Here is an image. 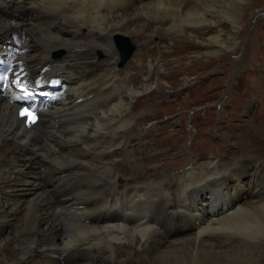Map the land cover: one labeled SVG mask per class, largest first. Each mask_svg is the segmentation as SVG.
I'll use <instances>...</instances> for the list:
<instances>
[{"label": "bare ground", "instance_id": "obj_1", "mask_svg": "<svg viewBox=\"0 0 264 264\" xmlns=\"http://www.w3.org/2000/svg\"><path fill=\"white\" fill-rule=\"evenodd\" d=\"M191 1L0 0V57L23 80L0 94V264L13 263L11 245L21 264H264V159L248 149L226 158V144L218 146L226 161L211 149L148 168L149 142L131 140L145 121L131 114L133 103L174 81H165L161 59L140 55L141 45L130 65L137 61L143 80L130 84L116 36L181 38L217 28L210 39L217 49L203 56L237 46L249 0ZM56 50L63 57L53 58ZM37 77L46 87L59 78L64 92L40 103L41 119L27 128L16 116L18 99ZM139 151L148 154L137 160ZM123 156L133 159L130 168ZM10 224L16 231L6 236ZM117 248L126 251L121 259Z\"/></svg>", "mask_w": 264, "mask_h": 264}, {"label": "rangeland", "instance_id": "obj_2", "mask_svg": "<svg viewBox=\"0 0 264 264\" xmlns=\"http://www.w3.org/2000/svg\"><path fill=\"white\" fill-rule=\"evenodd\" d=\"M181 2H187L186 6L192 4L191 0H179L177 4ZM245 8L236 37L237 46L223 50L215 57L203 55L217 49L210 41L211 37L220 32L217 28L206 33L190 29L194 34L190 36L191 39L189 36L176 38L177 35L163 36V39L160 36L143 39L137 36L128 37L135 47L133 57L140 53L142 45L146 55H140L144 58L150 56L155 63L161 59L163 74L169 76L165 81H174L165 86L166 90L161 89V94H147L148 96H142L133 103L132 108L135 111L131 114L137 119L145 118V121L139 127H134L131 140L136 143L140 137L143 143L149 142L150 154L155 155V161H152L148 168L156 161H159L157 165L162 162L170 163L171 160L181 157L187 158L190 154L202 157L211 152V149L214 155L220 157L218 146L226 144L231 146L226 158L241 159L246 156L243 149H248V157L257 156L264 159V0H249ZM88 37L80 42L90 40L91 37ZM8 44L10 43L7 42ZM59 53L60 50L53 51L52 57L60 59L62 54L60 57H54V54ZM96 57L105 59V55L100 52L96 53ZM133 57L122 67L119 66L120 59L117 64L130 73V84L138 85L143 78L137 74H141L142 70L137 61L130 65ZM143 70L146 71L145 65ZM164 116L174 123L170 125L160 121ZM152 119L154 120L151 121ZM127 136L130 137L129 130ZM139 152L142 155L136 157L137 160L143 157V154H148L146 151ZM225 157H220L221 161H226ZM122 158L124 167L127 165L130 168L129 163H134L129 157ZM260 158L255 159L257 164L260 163ZM166 166L171 168L172 174L179 170L170 164ZM165 167L158 166L157 169L163 170ZM261 168L260 175L263 177L264 167ZM139 172L140 168L133 173ZM32 215L33 213L27 217L29 223ZM16 227L17 224L6 226L3 234L13 235ZM219 241L222 242L216 240L221 243ZM93 247L95 246L91 248ZM9 249L15 255L12 256V264H21L17 247L11 245ZM116 253L117 258L121 259L126 251L117 248ZM109 260L106 258L99 264H116ZM126 264L131 263L129 261Z\"/></svg>", "mask_w": 264, "mask_h": 264}, {"label": "water", "instance_id": "obj_3", "mask_svg": "<svg viewBox=\"0 0 264 264\" xmlns=\"http://www.w3.org/2000/svg\"><path fill=\"white\" fill-rule=\"evenodd\" d=\"M114 41L120 52L119 66H123L131 57L135 47L130 43V41L127 38L120 35L116 36Z\"/></svg>", "mask_w": 264, "mask_h": 264}, {"label": "snow or ice", "instance_id": "obj_4", "mask_svg": "<svg viewBox=\"0 0 264 264\" xmlns=\"http://www.w3.org/2000/svg\"><path fill=\"white\" fill-rule=\"evenodd\" d=\"M6 79H7L6 76H0V80H6ZM14 83H17L18 85H20L21 82L19 80H16V81H14ZM20 115H21V117L26 118L27 122L30 124L36 122V116H35L34 112L30 111L27 108L22 109L20 112Z\"/></svg>", "mask_w": 264, "mask_h": 264}]
</instances>
